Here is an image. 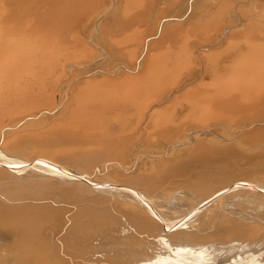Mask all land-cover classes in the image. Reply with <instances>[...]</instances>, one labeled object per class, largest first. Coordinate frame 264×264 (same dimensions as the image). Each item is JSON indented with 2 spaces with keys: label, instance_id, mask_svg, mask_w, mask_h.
Here are the masks:
<instances>
[{
  "label": "bare ground",
  "instance_id": "1",
  "mask_svg": "<svg viewBox=\"0 0 264 264\" xmlns=\"http://www.w3.org/2000/svg\"><path fill=\"white\" fill-rule=\"evenodd\" d=\"M166 2L183 12L155 15L148 0H0V155L15 159L0 162V264H264L231 262L264 243V225L221 213L226 190L264 189V121L254 122L264 120V4L239 17L234 0ZM243 14L256 19L228 32ZM239 36L257 44H234ZM228 57L230 72L219 68ZM249 57L254 68L237 65ZM199 59L217 80L231 73L229 85L189 86L164 111L174 80L200 78L190 66ZM183 114L194 117L184 131L175 126ZM216 125L233 140L207 136ZM247 125L248 138L237 137ZM255 193L246 199L264 205Z\"/></svg>",
  "mask_w": 264,
  "mask_h": 264
},
{
  "label": "rangeland",
  "instance_id": "2",
  "mask_svg": "<svg viewBox=\"0 0 264 264\" xmlns=\"http://www.w3.org/2000/svg\"><path fill=\"white\" fill-rule=\"evenodd\" d=\"M149 2H151L150 4L148 3V7H147V10H148V12H152V13H156V14H158V13H160V12H162L163 14H169V12H168V10H166V8L168 7V6H170L169 4L167 5V2L164 4V2L166 1H163V0H156L157 2H155V3H153L155 0H153V2L152 1H150V0H148ZM168 1V0H167ZM248 1H250V2H248ZM253 2H251V0H244V2L246 3L247 2V4H245V3H243V0H242V2H241V0H234V2H235V4H233L234 6H236V7H234V11H233V15H236L237 13V15L236 16H238L239 15V17H240V15L243 13V10L246 12H244V14H246V15H248V13H247V10L248 11H252L253 9H255V8H259V6H261V4H264V0H252ZM234 2H232V3H234ZM109 3V2H108ZM111 3H112V1H111ZM111 3H109V5L108 4H106L105 6L107 7V8H109L110 7V4ZM152 3L154 4V6H152ZM156 3H158V5L156 4ZM159 3H163L164 5H166V6H164L162 9H160L161 8V6L160 5H162L163 6V4H159ZM119 4V3H118ZM124 4V5H123ZM130 5L129 3H126V6H125V3H123V2H121V4H120V6H122V9H124V8H127L128 7V5ZM155 4L158 6H155ZM251 4V5H250ZM253 4V5H252ZM240 5V6H239ZM241 5H243V6H241ZM246 5H248V6H246ZM119 6V7H120ZM125 6V7H124ZM249 6H251V8L249 7ZM151 7H157V12H156V10L154 9V10H151V9H153V8H151ZM166 7V8H165ZM171 7V6H170ZM243 9H242V8ZM245 7L247 8V7H249V8H247V9H245ZM151 8V9H150ZM182 8H185L184 6L182 7ZM236 8H237V10H236ZM242 10H241V9ZM120 10V11H123V10ZM161 11H160V10ZM168 9H170V11L172 12H170L171 14H173V13H177V12H180V10L182 11V10H184V9H180V8H169L168 7ZM177 9H179V10H177ZM251 9V10H250ZM165 10V11H164ZM175 10V11H174ZM239 10V11H238ZM240 11H241V13H240ZM165 12V13H164ZM183 12V11H182ZM182 12H180V13H182ZM254 12V11H253ZM188 13L190 14L191 13V11H188ZM187 13V14H188ZM254 13H257V12H254ZM258 13H260V12H258ZM150 14V13H149ZM155 14V15H156ZM188 14V15H189ZM243 14V15H244ZM246 15H244L243 17H244V19H245V21H242V20H244L243 18L241 19V20H239L238 21V19H239V17H238V19L236 18H234L235 20H231V21H229L230 22V24H231V27H230V24H228L229 22L228 21H225L226 23V25H224V26H227V28H228V32H230L232 29H234V24H235V22L237 21V23L238 24H240V28L241 27H243L242 25H244L245 23H246V20H248L249 21V19L250 18H248L249 16H251V18L252 19H256V16H252V14L250 15L249 14V16L247 17ZM169 16V15H168ZM242 16V15H241ZM245 16H246V18H245ZM187 17V16H186ZM185 17V18H186ZM233 18V17H232ZM258 19H259V21H260V23H264V13H261V14H258ZM185 20V19H184ZM241 21V22H240ZM234 22V23H233ZM240 22V23H239ZM243 22V23H242ZM245 22V23H244ZM241 23H242V25H241ZM233 25V26H232ZM153 26H154V24H153ZM230 27V28H229ZM230 30V31H229ZM127 31L128 30H124V31H120V33L119 32H117V34H115V35H113L112 37L114 38V40H115V37H116V40L117 41H121L122 39H123V36L125 35V33H127ZM222 31H224L225 32V29H223ZM223 33V32H222ZM195 34V33H194ZM122 35V36H121ZM180 35H182V34H179V36ZM185 35H188V36H190V37H192V38H195L194 37V35L193 36H191V34L190 33H188V34H185ZM179 36L177 35L176 37L177 38H179ZM121 37V38H120ZM191 38V39H192ZM121 39V40H120ZM232 40V42H234V44H247V45H251V44H253V45H256L257 43L256 42H250L248 39H247V36H239V37H237V38H233V39H231ZM202 41V42H201ZM200 41V43H204V44H206V45H208V49H210V50H214L215 48L217 49L218 47H220L219 45H220V43H219V41H218V44L216 43L215 45H214V43H215V41H208V40H201ZM171 43V41H167L166 43V45L168 46V44H169V46H173V45H175L176 43H179L180 41H177V39H176V41H175V44H170ZM206 42V43H205ZM210 42H211V44H210ZM241 44V45H242ZM213 45V46H212ZM217 45V46H216ZM215 46V47H214ZM90 47H92L93 49H94V45H90ZM215 49V50H216ZM95 51L97 50V48H95L94 49ZM209 50V51H210ZM231 50V48L228 50V51H230ZM206 51H208V50H206ZM205 51V52H206ZM184 55V56H183ZM115 56H117L118 57V55L117 54H115ZM179 56L181 57V60H183L182 62H183V66L185 65V66H187V58H185V56H186V51L185 50H183V51H180V54H179ZM114 58V59H112L111 58V61H113V62H118V60H120L119 59V57L118 58ZM229 58V59H228ZM226 60H222V61H220L219 63L220 64H222V65H220L219 66V68L221 69V70H226V71H229V69L230 68H232L233 66H234V64L233 63H231L232 62V59H234V57L232 58V59H230L231 57H228ZM186 61V62H185ZM198 62H190V66H197L195 69L193 68V71L195 72H193V74H194V76L196 75V72H197V77H200V78H198L197 80H196V78H194L192 81L194 82V83H189V81H187L188 79L190 80V78H188L187 76H185V79H183V77L181 78V79H183L182 81H181V79H176V80H174L173 82L175 83V85H174V83L172 82L171 84H173V92H175L174 94L175 95H173L172 93L170 94V97H172L173 99H171V100H169V98L167 99V103H166V101L164 102V109H166V110H164V111H170V104H173V103H176V102H178L179 100H185V99H187L189 96H188V91L186 90V88L187 87H189V89L192 87V88H194V87H197L198 85H202V86H204V88L207 90V91H210L216 84L217 85H220V84H222V85H229V83H230V81H231V77H230V75H231V73H229L228 75L226 74V73H228V72H226L225 74H224V77H222V78H220V79H215L214 77H213V75H210L209 74V72H208V70L209 69H207V67L208 66H204L203 64H201V62L202 61H200V59L199 60H197ZM113 62L111 63V64H113ZM204 62H206V61H204ZM208 62V61H207ZM228 62V63H227ZM234 62V61H233ZM109 63H110V61H109ZM185 63V64H184ZM197 63V64H196ZM209 65H211V64H209ZM225 65H226V67H225ZM239 67H242V68H254L255 67V65H254V63L252 62V59L249 57V58H246V59H244L243 61H241L240 63H238L237 64ZM110 66V65H109ZM108 66V67H109ZM184 66V68L183 69H185L186 67ZM200 67V68H199ZM230 67V68H229ZM196 69H198V70H196ZM200 69H201V71H202V69H203V74L201 73V71H200ZM204 69L206 70V71H204ZM233 69H235V68H233ZM230 70H232V69H230ZM186 71H188V69H186ZM198 72H200L199 74H198ZM230 72V71H229ZM206 73V74H205ZM202 75V76H201ZM205 76V77H204ZM212 76V77H211ZM207 77V78H206ZM204 78V79H203ZM233 78V77H232ZM183 82V84L185 85V83L187 84V85H183L181 82ZM185 80V81H184ZM195 80V81H194ZM200 80V81H199ZM180 82V83H179ZM201 82H203V83H201ZM180 84V85H179ZM178 87H177V86ZM181 85H183V87L181 86ZM193 85V86H192ZM176 86V88H174ZM181 86V87H180ZM184 87H185V89H184ZM182 89V90H180V89ZM174 89H177V90H174ZM188 89V88H187ZM188 89V90H189ZM180 90V91H179ZM184 91V92H183ZM185 91H186V93H185ZM177 92H178V94H177ZM185 93V94H182V93ZM179 93H180V95H179ZM176 96V97H175ZM185 96V97H184ZM183 97V98H182ZM182 98V99H181ZM173 100V101H172ZM168 104L167 106H166V104ZM59 107V108H58ZM56 106V108H54L55 109V114H58V113H56V112H58V111H60V105L59 106ZM58 108V109H57ZM167 108H168V110H167ZM54 112L52 113V114H54ZM185 114H183V115H181L180 117H181V119L179 120V119H177V121L179 120V122H176L175 121V124L177 123V125H175L176 127L177 126H179V124H182V125H180L179 127H178V129H182V131H184L185 130V124H186V122L187 123H189L194 117L193 116H191V115H186L187 116V118L184 116ZM234 115H236V114H234L233 113V116H232V118H234ZM1 117L0 118H5L4 116H6V118H8V115L7 114H4V116L3 115H0ZM58 116H62V113H61V111H60V114H58ZM182 116H184V117H182ZM231 116V115H230ZM153 117H158V115H157V113H155L154 114V116ZM191 117V118H190ZM259 116H257V118H258ZM5 118V119H6ZM79 118H81V117H79ZM78 118V119H79ZM178 118V117H177ZM195 118H197V116L195 117ZM91 119V118H90ZM81 120V119H80ZM256 120V119H255ZM257 120H258V122L259 123H256L257 122ZM256 121H254L255 122V125H260L261 124V122L262 121H264V120H260L259 121V119H257ZM189 121V122H188ZM233 122V121H232ZM220 123V122H219ZM262 123H264V122H262ZM223 124V123H222ZM184 125V126H183ZM224 125H225V123H224ZM229 125H231V124H229ZM216 126H218V127H216ZM215 126V128L213 127V130H211L209 133L210 134H207V136H210V135H212V134H215L217 137H218V142H221V141H232L233 139H232V137H231V139H230V137H228L229 139H227V135L225 136L224 134H226V133H224L223 132V130L221 129V131L223 132V134H222V132L220 131V129L218 130V128H219V125H216ZM250 125H247V127L245 126H243V127H241L242 128V130H241V128L239 129H237L236 131H235V133H236V136L238 137V131L240 132V135L239 136H241V135H243L245 138L247 137V136H249V134H250V132H251V130L250 129H252L251 128V126L249 127ZM253 126V125H252ZM262 126H264V125H262ZM151 127V128H150ZM150 127H148L147 129H149L148 130V132H149V134H150V136H152V138H155V132H156V130L154 129V126H150ZM153 127V128H152ZM248 127H249V129H248ZM233 128V127H232ZM245 128L248 130V131H250V132H248L247 130H245ZM216 130V132H215V130ZM97 130H100V129H97ZM102 130V129H101ZM235 130V129H234ZM243 130H245V131H243ZM126 131V130H125ZM154 131V132H153ZM215 133H214V132ZM232 131V130H231ZM242 131V132H241ZM211 132H212V134H211ZM221 132V133H220ZM244 132V133H243ZM126 133H128V132H126ZM154 133V134H153ZM217 133V134H216ZM248 133V134H247ZM223 135H224V137H223ZM242 136V137H243ZM225 137H226V139H225ZM236 137V138H237ZM248 138V137H247ZM145 147V146H144ZM144 147H141V149L142 148H144ZM140 149V150H141ZM156 149V147H154V146H151L150 148H148V151H150V152H152L153 150H155ZM152 150V151H151ZM220 155H222V157L224 156H226V154H223V153H218V157H221ZM143 156V155H142ZM142 156H140V159L142 158ZM144 158V157H143ZM142 158V159H143ZM137 159V160H136ZM135 160L137 161V163L135 162V164H138V160H139V158H136ZM7 163V162H14L15 163V159L14 158H11V157H8V156H5V155H0V162L1 163H5V162ZM140 161V160H139ZM111 162H108V165L110 164ZM244 161L242 160V161H238L237 163H235V162H230V163H228L229 164V168H232V167H234V168H236L237 167V165L239 166V167H241V166H243L244 165ZM234 164V165H233ZM105 165V166H104ZM104 165H100V166H102L101 168H100V166L99 167H97V169L95 170L96 171V173H97V175H99V176H97V178H99V179H105V171H102V170H106V169H109L110 168V165H109V167H106V163L104 164ZM112 165V164H111ZM246 165V164H245ZM104 167V168H103ZM20 170H23L22 168H20ZM19 169H17V171H20ZM98 170V171H97ZM95 171H94V175L93 174H91V175H89V176H91L92 178L94 177V176H96V174H95ZM101 171V172H100ZM98 172H99V174H98ZM105 175H104V174ZM101 174H103V175H101ZM260 184H262V185H264V176H262L261 177V179H260ZM109 185V184H108ZM249 185V188L246 186V185H243V184H239V186H236V188L234 187V190H236V191H233L234 193H239V191H238V189L240 190V192H246L247 194L246 195H236L237 196V198H236V196L234 195L233 196V193H232V191H231V189H230V191L228 190V192H223V194H225V195H222V196H224L223 198H224V200H225V204H223L222 205V207L223 208H221V209H223L222 211H221V213L223 214V212H224V214L226 213L228 216H233V217H235V218H238V219H240V220H244V221H246V222H249V223H252V222H254V223H259L258 225H260L261 227H262V225H264V223H262V222H264V212H262V211H264V210H262V209H264V205H262V204H258L255 200H252V199H249V200H247L246 199V197L247 196H249V191H250V195L253 193V195H254V193H255V191H256V193H255V195H258V196H261V197H264V196H262V195H264V189H261V188H259V187H254L255 188V190H254V188H250V187H252V185H250V184H248ZM242 186H245V188H243ZM237 187H238V189H237ZM245 189V190H244ZM246 189H248L249 191H246ZM253 191H252V190ZM233 190V189H232ZM241 190H244V191H241ZM261 190V191H260ZM257 191H259L258 193H257ZM252 192V193H251ZM262 194H261V193ZM228 193V194H227ZM232 194V195H231ZM228 195V196H227ZM227 197V199H226V197ZM229 196H231V197H229ZM242 196V197H241ZM244 197V198H243ZM250 197V196H249ZM229 199H230V201H229ZM237 199H240V200H238V201H242L241 203H242V206H240L239 204V206L237 205V203L235 202ZM246 199V200H245ZM140 200H142V199H140ZM233 200V201H232ZM245 200V201H244ZM244 201V202H243ZM235 204V206H234V204ZM245 203H246V205H245ZM62 204H64L63 202H62ZM254 205V207L252 208V207H247L246 209H245V207L244 206H251V205ZM65 205V206H64ZM63 205V207H65V208H67V207H71L72 206V204H68V203H65ZM244 205V206H243ZM259 205V206H258ZM258 206V207H257ZM262 206V207H261ZM227 207V208H226ZM230 207V208H229ZM237 207H239V208H237ZM242 207V208H241ZM259 207H261V208H259ZM224 208H226L225 210H224ZM233 208V209H232ZM244 208V209H243ZM252 208V209H251ZM258 208V209H257ZM237 209H239V210H237ZM251 209V210H250ZM255 211H254V210ZM230 210L232 211L231 212V214H230ZM237 210V211H236ZM241 210V211H240ZM244 210V211H243ZM195 211V210H194ZM194 211H191L190 213H189V215H187V216H185L182 220H180L179 222H177L175 225H174V227L176 228H178V227H180V228H183V227H186L187 225H188V223L186 224L185 223V220H186V218L187 217H189V216H192L191 214H193V212ZM240 211V212H239ZM248 211V212H247ZM257 211V212H256ZM237 212H239V213H241V214H238ZM247 212V213H246ZM251 212V213H250ZM262 212V214H261V216H260V213ZM229 213V214H228ZM233 213H235V214H233ZM246 213V214H245ZM253 213H257V214H254L253 215ZM258 213H259V215H258ZM225 214V215H226ZM243 214V215H242ZM250 214V215H249ZM226 215V216H227ZM247 215H249V216H247ZM241 216V217H240ZM256 216H259V217H256ZM240 217V218H239ZM246 217V218H245ZM249 217V218H248ZM66 218V217H65ZM255 218V219H254ZM259 221H258V220ZM252 220V221H251ZM183 222V223H182ZM179 224H182L181 226L179 225ZM186 224V225H185ZM52 225V224H51ZM184 225V226H183ZM56 227H58V225L57 226H54V227H52L51 229H52V234H54V235H56L57 234V232H58V229H56ZM50 228V227H49ZM262 228H264V227H262ZM262 230H264V229H262ZM56 233V234H55ZM251 249H252V251H251ZM256 249L258 250V252L256 251ZM248 250V251H247ZM260 250V251H259ZM245 251H247L248 252V254H247V252L245 253ZM250 251H251V253H250ZM242 252H244V253H242ZM240 253V252H239ZM238 252L237 253H234V255H235V257L234 258H232L231 257V262H233V260L235 261V260H239V261H241L242 260V262L243 261H245V262H243V263H248L250 260L252 261V260H257V259H259V260H261L262 258H264V257H262V256H264V243H261V242H258V244L256 243L254 246H250V247H248L246 250H241V254L240 255H238L239 254ZM249 253H250V255H249ZM254 254H255V256H254ZM228 255H230V254H228ZM238 255V256H237ZM242 255V256H241ZM247 255V256H246ZM249 255V256H248ZM257 255V256H256ZM241 256V257H240ZM243 256H244V258H243ZM246 256V257H245ZM254 257V258H253ZM236 258V259H235ZM242 258V259H241ZM257 258V259H256ZM241 259V260H240ZM244 259V260H243ZM246 259H248V261H246Z\"/></svg>",
  "mask_w": 264,
  "mask_h": 264
}]
</instances>
